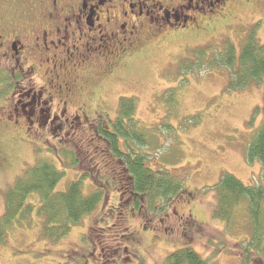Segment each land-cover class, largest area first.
Instances as JSON below:
<instances>
[{
	"label": "rangeland",
	"instance_id": "obj_1",
	"mask_svg": "<svg viewBox=\"0 0 264 264\" xmlns=\"http://www.w3.org/2000/svg\"><path fill=\"white\" fill-rule=\"evenodd\" d=\"M249 36L264 44V0L238 1L195 33L149 47L116 77H98L94 100L106 101L105 109L112 119L120 108L117 98H129L135 105L132 117L137 121V130H144L147 139L146 165L178 177L185 190L167 202L154 200L158 206L154 205L151 212L143 209L142 215L130 211L123 216L128 215L123 225L117 221L118 212H126L129 204H118L129 195L124 191L130 187L120 159H132L133 155L122 149V139H117L122 153L119 154L111 148L107 150L108 145L94 128L80 135L85 148L77 149L87 148L91 159H84L76 149L74 154L63 148L64 136L32 145L8 141L5 147L10 150L11 164L0 170V216L5 212L6 194L16 179L40 160L63 171L53 191L65 190L79 172L88 173L83 177L85 194L99 187L95 176L115 183L107 182L110 187H103L107 190L101 202L59 239L50 240L43 235L34 212L31 218L28 215L19 223L14 221L0 244V264H124L123 255L113 258L110 251L129 245L120 235L132 231L136 232L138 250L144 257L140 264H161L170 253L187 246L207 264H257L260 257L250 242L246 202L240 203L229 222L213 215L217 202L213 185L224 172L244 185L264 184V166L246 159L247 143L264 120V82L226 92L228 69L214 68L211 60L214 51H222L228 43L238 59ZM199 50L205 55L199 56ZM185 61L191 63L189 67L181 66ZM128 124L132 128V123L122 118L120 125ZM119 172L126 179L119 181ZM138 197L145 207V196ZM28 201L39 203L30 197ZM162 215L165 222L159 225ZM179 216H189L188 230L179 225ZM144 223L145 229H141ZM170 224L173 232L164 235V225ZM246 251L250 256L246 257Z\"/></svg>",
	"mask_w": 264,
	"mask_h": 264
},
{
	"label": "flooded vegetation",
	"instance_id": "obj_2",
	"mask_svg": "<svg viewBox=\"0 0 264 264\" xmlns=\"http://www.w3.org/2000/svg\"><path fill=\"white\" fill-rule=\"evenodd\" d=\"M238 1L0 0V170L10 160L8 141L32 145L64 136L63 148L74 154L76 149L87 159L89 150L77 148H85L80 135L94 128L109 150L107 135L116 133L118 109L109 119L106 101L94 100L98 77H116L149 47L195 33ZM117 176L126 179L120 172ZM103 181L100 188L110 180ZM124 192L129 195L118 205L129 207L118 212L122 225L130 211L149 212L131 188ZM178 223L184 231L191 226L189 216H179ZM173 228L164 225L163 234ZM135 233L120 235L129 245L112 249L113 258L123 255L124 264L142 262Z\"/></svg>",
	"mask_w": 264,
	"mask_h": 264
},
{
	"label": "trees",
	"instance_id": "obj_3",
	"mask_svg": "<svg viewBox=\"0 0 264 264\" xmlns=\"http://www.w3.org/2000/svg\"><path fill=\"white\" fill-rule=\"evenodd\" d=\"M199 51V56L205 55L203 51ZM211 60L214 68L226 67L228 69L229 78L224 90L226 92L244 89L251 83L264 82V44L259 43L252 36H249L243 45L238 59L233 46L228 43L222 51H214ZM190 64L185 61L181 66L189 67ZM119 107L118 118L114 123L116 133L115 135L108 134L111 139V149L122 154L117 141L120 138L123 142L122 149L132 153V159L129 156L125 160L119 159L128 174L127 183L131 191L137 195V198L139 195L145 196L144 201L148 204V211L151 212L155 206H158L154 200L167 202L172 199L171 196L182 194L184 191L182 181L176 176L169 175L163 169L152 170L146 165L149 154L144 152V149L148 143L144 130H137V121L133 119L135 105L129 98L121 97ZM262 109L264 111V102ZM121 117L127 119L128 123H132V128H129V124L125 127L120 125ZM18 143L19 141L13 144L19 145ZM134 147L139 150L134 151ZM246 159L248 161L257 160L264 166V120L247 143ZM10 164L11 158L4 166H10ZM62 175L63 171L55 165L40 160L28 167L16 179L6 194L5 212L0 216V244L4 241L7 228L14 221L19 223L21 219H27L28 215L31 218L32 212L40 219L43 235H47L46 237L50 240L59 239L84 214L94 210L98 201L101 202L106 195L105 190L107 189L100 187L88 191L87 194L83 192V177L88 176L87 172L81 174L79 172L77 178L72 180L65 190L53 191ZM94 178L99 182L96 186H101L102 181L98 179L99 177ZM109 182L111 185L114 184L111 180ZM105 186L107 184L103 187ZM213 186L217 200L213 215L217 218L229 222L240 203L246 202L245 210L250 219V242L254 244L258 257H260L259 260L264 261V184L244 185L234 175L224 172ZM29 197L35 202L38 200V205L26 202ZM247 256H250V253L246 251ZM259 260L257 264H260ZM161 264H207V262L187 246L170 253Z\"/></svg>",
	"mask_w": 264,
	"mask_h": 264
}]
</instances>
